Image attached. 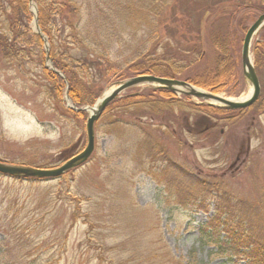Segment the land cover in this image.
Returning a JSON list of instances; mask_svg holds the SVG:
<instances>
[{
  "label": "rangeland",
  "instance_id": "rangeland-1",
  "mask_svg": "<svg viewBox=\"0 0 264 264\" xmlns=\"http://www.w3.org/2000/svg\"><path fill=\"white\" fill-rule=\"evenodd\" d=\"M77 2L84 15L80 22L84 36L117 61L122 71L110 77L119 80L100 84L105 86L102 94L132 77L120 80L138 53L147 50L167 57L176 51V56L178 46L196 45V53L203 50L209 58L213 51L207 26L201 31L202 40L195 38L200 3L205 0ZM231 2L240 6L233 22L241 37V55L245 32L264 12V0ZM189 7L197 10L187 14ZM29 9L30 27L37 33L34 0L33 4L29 0ZM4 18L0 9V21ZM242 18L244 32L239 28ZM258 40L259 35L253 46ZM30 43L26 47L34 58L5 54L0 47V161L57 167L86 147L88 112L80 116L70 108L67 91L63 101L56 98L43 74L38 42L32 38ZM203 65L204 61L198 62L197 68ZM258 75L263 100V58ZM145 87L131 88L122 96ZM250 90L243 78L237 88L221 94L238 99ZM87 106L92 105L77 108ZM259 109L256 105L224 120L184 105L104 112L95 125V150L83 165L58 178L0 174V240L10 230L16 248L17 238L29 234L32 244L24 248V264H181L187 259L199 264H245L217 253L199 238L201 225L214 211L212 206L199 209L198 204L210 201V189H230L236 197L264 207V112ZM12 257L11 252L5 262Z\"/></svg>",
  "mask_w": 264,
  "mask_h": 264
},
{
  "label": "trees",
  "instance_id": "trees-1",
  "mask_svg": "<svg viewBox=\"0 0 264 264\" xmlns=\"http://www.w3.org/2000/svg\"><path fill=\"white\" fill-rule=\"evenodd\" d=\"M162 4V0H156ZM232 0H205L200 3V20L196 29V40L201 39V31L207 26L210 41L213 46L211 56L202 51L196 53L198 47L184 48L178 46L176 56L158 55L156 52L146 50L133 57L128 66L129 73H121V78L138 75L153 74L162 77H175L184 79L206 90L221 93L231 88H237L243 82L241 70V55L239 45L241 37L234 26L233 20L240 6ZM38 6L39 25L50 43V58L53 66L63 72L61 76L56 71L46 66V51L44 41L39 34L33 33L30 22L33 14L29 9V0H0V9L5 18L0 21V47L5 49V54L30 55L33 52L26 47L34 38L38 42L43 74L49 82L52 92L59 101H63L67 94L76 107L93 105L102 94L104 87L119 79L111 78L122 72L117 61L111 56L100 51L95 44L84 36L80 22L83 18L82 6L77 0H34ZM198 3V2H197ZM220 5V6H219ZM199 8V7H198ZM264 9V8H263ZM189 7L187 14L196 11ZM221 14L215 17L216 14ZM15 15H18L16 18ZM244 32L246 29L245 18L239 23ZM179 40V36L176 37ZM240 39V40H239ZM21 48H15V47ZM176 49V47H175ZM36 53V52H35ZM24 54V56H23ZM253 54L256 70L264 60V29L259 34V40L254 43ZM196 56V58H193ZM193 58V59H191ZM204 61L201 68L198 62ZM111 75H113L111 77ZM183 75V77L181 76ZM111 77V78H110ZM98 85V89L96 86ZM186 106L201 115L213 119H231L240 115L247 109L236 111L219 106L197 103L188 96H178L173 91L163 88L145 87L137 92L122 96L111 102L105 113L113 109H145L158 110V107L176 108ZM259 105V110L264 112V99L254 103L248 109ZM73 112V110L71 109ZM86 111H78L82 116ZM75 113V112H74ZM161 153L159 152V155ZM30 180L32 178H29ZM210 189V201H202L199 209L208 210L213 207V215L200 228V239L207 245H212L217 253L225 254L230 258H240L245 264H264V207L258 203H250L230 189L219 191V197ZM234 196V197H233ZM18 209L15 215L20 212ZM10 230H6L0 240V264H24V248L32 244L29 234L17 238L18 247L11 245ZM19 249L17 255L14 251ZM13 257L5 262L8 254ZM27 254H30L27 253ZM157 255L151 256V260ZM204 263V262H202ZM181 264H199L189 259Z\"/></svg>",
  "mask_w": 264,
  "mask_h": 264
},
{
  "label": "water",
  "instance_id": "water-1",
  "mask_svg": "<svg viewBox=\"0 0 264 264\" xmlns=\"http://www.w3.org/2000/svg\"><path fill=\"white\" fill-rule=\"evenodd\" d=\"M33 4V0H30ZM34 24L36 32L44 41L46 50V62L52 70L65 77L63 72L57 70L53 66V62L50 58V45L49 42L41 31L38 24V11L34 14ZM264 29V12H262L253 23L247 28L245 32L242 49H241V67L244 78L251 85L250 93L245 98L231 99L221 93H215L208 91L202 87L192 84L184 79L175 77H162L153 74H138L130 78L118 81L114 83L108 90H106L92 106L84 108H77L71 102L68 94H66V100L70 108L76 111H87L88 117L86 121V133H87V145L78 154L68 158L64 163L57 167L50 168H39L26 165H17L7 162L0 161V174L21 179H47V178H58L65 175L72 169H75L89 160L93 154L96 146V122L105 112L108 105L114 100L122 97V94L127 90L137 86H147L152 88H163L173 91L177 95H183L200 99L201 102H205L211 105H218L219 107L228 110H242L253 105L261 95V83L256 70L255 61L253 57V41L257 35Z\"/></svg>",
  "mask_w": 264,
  "mask_h": 264
},
{
  "label": "bare ground",
  "instance_id": "bare-ground-1",
  "mask_svg": "<svg viewBox=\"0 0 264 264\" xmlns=\"http://www.w3.org/2000/svg\"><path fill=\"white\" fill-rule=\"evenodd\" d=\"M248 95H249V94H248ZM248 95H247V96H248ZM247 96H245V97H247ZM245 97H241L240 99L245 98ZM231 99H234V98H231Z\"/></svg>",
  "mask_w": 264,
  "mask_h": 264
},
{
  "label": "flooded vegetation",
  "instance_id": "flooded-vegetation-1",
  "mask_svg": "<svg viewBox=\"0 0 264 264\" xmlns=\"http://www.w3.org/2000/svg\"><path fill=\"white\" fill-rule=\"evenodd\" d=\"M251 107V106H250ZM249 108V107H248ZM247 109V108H246ZM214 124H216V123H214ZM223 132V131H222Z\"/></svg>",
  "mask_w": 264,
  "mask_h": 264
}]
</instances>
